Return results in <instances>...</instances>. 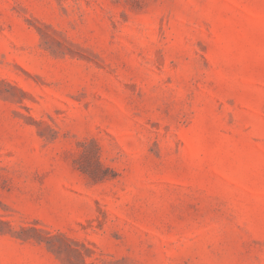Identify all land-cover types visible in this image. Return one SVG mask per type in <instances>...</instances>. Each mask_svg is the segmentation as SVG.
I'll return each instance as SVG.
<instances>
[{
  "label": "rangeland",
  "instance_id": "rangeland-1",
  "mask_svg": "<svg viewBox=\"0 0 264 264\" xmlns=\"http://www.w3.org/2000/svg\"><path fill=\"white\" fill-rule=\"evenodd\" d=\"M0 264H264V0H0Z\"/></svg>",
  "mask_w": 264,
  "mask_h": 264
}]
</instances>
